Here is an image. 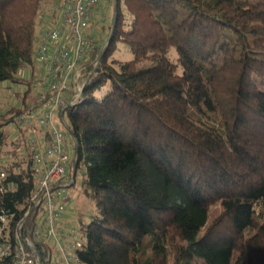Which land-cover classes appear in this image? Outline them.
<instances>
[{
  "label": "trees",
  "instance_id": "trees-1",
  "mask_svg": "<svg viewBox=\"0 0 264 264\" xmlns=\"http://www.w3.org/2000/svg\"><path fill=\"white\" fill-rule=\"evenodd\" d=\"M55 1L0 0V83L23 82ZM116 3L113 31L90 54H101L96 72L65 112L69 187L80 172L95 207L80 264H264V0ZM119 41L131 60L111 58ZM28 92L23 107L0 110V237L13 247L37 175L20 127L10 155L2 147ZM36 245L41 264H55Z\"/></svg>",
  "mask_w": 264,
  "mask_h": 264
},
{
  "label": "built area",
  "instance_id": "built-area-1",
  "mask_svg": "<svg viewBox=\"0 0 264 264\" xmlns=\"http://www.w3.org/2000/svg\"><path fill=\"white\" fill-rule=\"evenodd\" d=\"M100 1L55 2L50 5L46 24L37 30L35 57L43 65L44 77L32 81L36 90L33 103L26 105L13 120L25 135V147L37 175L26 213V218L32 214L34 217L32 229L24 239L20 233L26 226V218L18 222L19 235L14 247L7 237H0V257L12 254L13 248V264H41L37 242L48 246L46 260L80 264L77 252L83 245L82 231L62 220L68 207L69 186L74 181L68 150L75 146L64 115L83 99L85 85L96 72L101 54L97 59L91 58L96 42L86 29ZM1 220L4 223L5 217L1 216Z\"/></svg>",
  "mask_w": 264,
  "mask_h": 264
},
{
  "label": "rangeland",
  "instance_id": "rangeland-1",
  "mask_svg": "<svg viewBox=\"0 0 264 264\" xmlns=\"http://www.w3.org/2000/svg\"><path fill=\"white\" fill-rule=\"evenodd\" d=\"M57 4L61 2V0L55 1ZM114 0H101L100 6L97 11L91 16L89 27L86 29L87 33L96 39L95 41L104 43L107 41L110 25L113 24V15H114ZM113 6V7H112ZM50 14L46 11L42 17L39 18L38 23L41 25L46 23L49 19ZM130 47L122 42H118L114 52L112 53L111 58L117 59L120 61H129L133 58V53H131ZM172 57L175 58V53L172 52ZM43 65L39 61H35L33 66H26L19 70V77L23 79V82H13L8 80L0 83V110L6 111L9 107L14 106L17 108H21L24 106L20 97L29 90L26 95V104L33 103L34 97L36 94V90L34 86H28L29 81H35L37 79H41L44 77ZM106 87L97 91V97H101L105 92ZM32 91V92H31ZM33 95V96H32ZM203 114L205 119L210 120L209 116L204 114V112H200ZM64 120L67 121V115H64ZM69 124V123H68ZM5 131L8 135V143L2 147L3 155H10V151L15 146L14 143H19V138L21 137L19 127L14 122L8 125L5 128ZM71 142V139H69ZM73 147V146H72ZM72 151V150H71ZM70 151V153H71ZM69 200L68 207L66 208V212L64 213L62 220L69 226H77L80 227L84 223H88L91 215L94 212V204L91 200L88 199L86 195H83L82 192V182H81V174L77 173L76 181L73 186L69 188Z\"/></svg>",
  "mask_w": 264,
  "mask_h": 264
},
{
  "label": "water",
  "instance_id": "water-1",
  "mask_svg": "<svg viewBox=\"0 0 264 264\" xmlns=\"http://www.w3.org/2000/svg\"><path fill=\"white\" fill-rule=\"evenodd\" d=\"M117 1H118V0H114V2H113V3H114V15H113V24H112V27H111V28H112V31H113V29H114L113 27H115V22H116V18H117V16H116V15H117V13H116V12H117V3H116ZM111 35H112V33H111ZM109 38H110V37H109ZM99 60H100V58H99ZM77 149H78V147H77ZM74 168H75V167H74ZM73 170H74V169H73Z\"/></svg>",
  "mask_w": 264,
  "mask_h": 264
},
{
  "label": "crops",
  "instance_id": "crops-1",
  "mask_svg": "<svg viewBox=\"0 0 264 264\" xmlns=\"http://www.w3.org/2000/svg\"><path fill=\"white\" fill-rule=\"evenodd\" d=\"M44 24H46V23H44ZM44 24H42V25H44ZM39 25H41V24H39Z\"/></svg>",
  "mask_w": 264,
  "mask_h": 264
},
{
  "label": "bare ground",
  "instance_id": "bare-ground-1",
  "mask_svg": "<svg viewBox=\"0 0 264 264\" xmlns=\"http://www.w3.org/2000/svg\"><path fill=\"white\" fill-rule=\"evenodd\" d=\"M96 40V39H95ZM98 58V57H97ZM31 83V82H30ZM32 92V91H31ZM33 96V95H32Z\"/></svg>",
  "mask_w": 264,
  "mask_h": 264
}]
</instances>
